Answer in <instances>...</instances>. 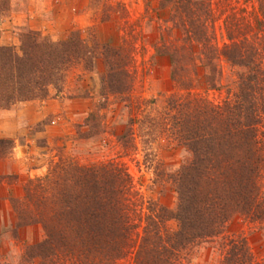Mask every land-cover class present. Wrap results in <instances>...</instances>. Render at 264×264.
I'll return each instance as SVG.
<instances>
[{
	"label": "trees",
	"instance_id": "1",
	"mask_svg": "<svg viewBox=\"0 0 264 264\" xmlns=\"http://www.w3.org/2000/svg\"><path fill=\"white\" fill-rule=\"evenodd\" d=\"M113 9L116 45L77 28L57 40L26 30L17 46L0 45V109L60 92L69 72H89L100 58L102 106L120 104L127 115L115 135L120 148L182 150L174 168L154 164L173 206L143 197L123 164L58 157L9 198L13 236L33 225L41 232L23 244L17 264H264V249L258 258L230 229L236 219L264 227V0L157 1V37L148 43L151 57L166 59L175 89L159 106L132 93L137 22L122 3ZM96 119L89 111L78 136H90L80 131L90 121L102 133ZM11 147L0 137V160ZM143 154L145 162L151 154Z\"/></svg>",
	"mask_w": 264,
	"mask_h": 264
},
{
	"label": "rangeland",
	"instance_id": "2",
	"mask_svg": "<svg viewBox=\"0 0 264 264\" xmlns=\"http://www.w3.org/2000/svg\"><path fill=\"white\" fill-rule=\"evenodd\" d=\"M157 1L0 0V45L17 46L19 34L26 30L57 40L72 28L80 29L83 35L92 33L98 44L116 45L121 32L113 17L118 15L113 7L122 3L129 20L137 22L134 33L138 40L132 49L136 69L132 93L154 99L155 106H159L162 97L175 89L169 79L166 59L151 57L153 50L148 43L149 38L157 37L152 28L159 23L152 10ZM107 11L111 16L102 20V13ZM101 69L100 58H95L89 72H69L60 92L50 90L44 99L18 102L0 109V137L12 141L9 154L0 160V264H17L23 244L33 243L41 234L39 226L33 225L13 236L9 198L21 196L24 181L43 175L50 162L52 164L58 157H68L76 163L111 160L123 164L134 189L143 197L155 199L165 207L173 206L171 191L154 180V164L157 161L165 169H172L181 159L182 150L153 143L148 150L142 151L137 142L135 150L123 151L116 143L115 135L123 130L127 115L120 104L109 101L102 106L104 102L98 93ZM222 70L225 76L228 69L224 66ZM207 97L219 98L216 92L207 93ZM89 111H94L96 120L103 123V132L97 133L90 121L79 128L81 133L88 131L90 136L79 137L76 125L82 124ZM148 151L151 156L146 155L144 162L143 152ZM149 160H152L150 164ZM230 229L244 236L250 251L260 258L264 249V227L236 219ZM204 254L201 250L199 258H204Z\"/></svg>",
	"mask_w": 264,
	"mask_h": 264
}]
</instances>
